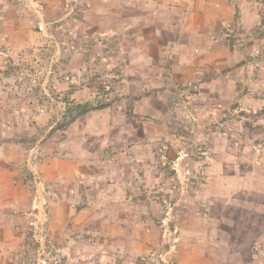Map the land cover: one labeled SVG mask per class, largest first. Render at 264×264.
Here are the masks:
<instances>
[{
  "label": "rangeland",
  "instance_id": "374dc122",
  "mask_svg": "<svg viewBox=\"0 0 264 264\" xmlns=\"http://www.w3.org/2000/svg\"><path fill=\"white\" fill-rule=\"evenodd\" d=\"M190 1L206 4L180 0ZM181 5L0 0V224L13 239L10 264H264V251L257 261L238 251L257 235L247 227L264 225V85L239 76L231 57H250L264 15L252 28L236 10L222 23L213 9L199 30L193 9L184 24ZM186 45L185 66L174 55ZM235 161L241 175L225 188L217 173L235 172ZM86 178L103 185L86 189ZM117 180L131 198L111 207L106 187ZM59 191L77 195L65 214L93 197L94 218L68 235L76 250L52 232L67 220L52 216Z\"/></svg>",
  "mask_w": 264,
  "mask_h": 264
},
{
  "label": "crops",
  "instance_id": "0c3cea01",
  "mask_svg": "<svg viewBox=\"0 0 264 264\" xmlns=\"http://www.w3.org/2000/svg\"><path fill=\"white\" fill-rule=\"evenodd\" d=\"M168 1L174 2V4H176V5L182 4L180 6V8L181 9H187L189 11L187 14L186 22L184 23L186 25H190L192 22L191 21V19H192L191 12L193 9L195 11V13L193 12V14H195L194 19H195V21H198L194 25V27L196 29L199 28V30L203 29L204 26L207 27L208 22H209V24H213V21L215 20V15L209 16V14H208V12L211 10L213 11V9L215 11L219 10L221 12V14H219L218 17H220V20L222 23L224 21L223 19H227V21H231L235 17L234 11L236 10L240 14V17H239L240 20H242V23L240 22L239 24L240 25L245 24V21L248 20V22H249L250 26H252V28H253V26H255L257 24L259 25V23H260L259 16L264 15V1L263 0H237L238 2H236V3H234L233 0H217L215 2H214V0H206V1H203L206 4L198 6V7H196V5H194V7H192V1H190V4H187V3L183 4L180 2V0H174V1L168 0ZM217 7H220V9H217ZM173 25H175V24H173ZM176 30L179 31V26H176ZM239 35H241V34L239 33ZM178 39L180 40V36L179 37L176 36L175 40H171V42H174L177 44ZM250 40H251L250 41L251 45L254 46V49L249 52L250 57H247V53L243 52L241 50L233 52V55L231 57L233 59L235 58L236 62L240 64L239 68L235 69L236 73H238L239 76H243V73L246 72V73L251 75L250 76V82L253 83V86L251 85L252 87L260 86L258 84V81H262V86H263L264 85V79H262L261 77L263 76V73H264V52L259 51L258 48H259V43L264 42V38L262 35H258L256 33L254 35L252 34ZM186 49H187V45L185 46V48H183L182 46H178L176 48V55H174L175 59L180 58V60H182L185 58V63H184L185 66L192 62L191 57H189V59L187 58V56H190V55L188 54V51H186ZM248 58H249V60L247 61ZM180 62H183V61H180ZM245 86L246 85H243L242 87H245ZM258 101L264 102L262 97H259ZM145 148L146 149L148 148L147 145H145ZM221 148H222L221 145L218 144V146H217L218 151L221 150ZM230 165L234 166L235 172H232L231 174L227 175L226 167H223L221 169V174L219 171L217 173V181H223V186L225 188L226 187L229 188L232 185L234 178L241 175L242 165L240 162L235 161V162L231 163ZM143 166L145 167L146 165L144 164ZM141 171H142V169H141ZM211 176H213V175H211ZM211 176L209 178H211ZM84 183H85L84 188H86V189L95 188V185H97L98 183L103 185L99 181L93 180L92 178H86ZM101 185H99V187H101ZM16 188H17V186H16ZM126 189H127V191H126ZM106 190H108V193H105V195H107V196H105L104 199L109 200L108 205H110L111 207L115 206L116 203L126 204L125 202L128 203L130 201L131 197H130V194L128 191V187H127L126 183L123 182V180L122 181L117 180L113 183H109L106 187ZM86 194H87V196H86L87 200L84 199V201H85L84 206H82L79 211H77L73 208H69V213L65 214L66 209H64V207L68 206V202H70V201L73 202L76 199L77 195L75 194L73 197V196H69L68 194H64L61 191L57 192L58 204L53 206L52 209L54 211H53L52 216H56V213L54 215V212H56V210L63 211L62 217L63 218L67 217V220L64 221L63 225H58L56 228H52V232L54 233V235L56 234L55 236L58 238L57 239L58 241L63 239L66 243H68L70 245V248H68V250L69 249L76 250L77 248H79L76 244H74V237L71 236V238H70V236H68V235L69 234L72 235V234L76 233L77 230L82 229L81 226L79 225L80 223H82V222L87 223L90 220H92V218H94L93 216H91V214L93 212V209L91 208L92 203H93V197L89 196L88 192ZM119 200H121V201H119ZM22 202H23L22 199L14 200V204L16 206H19ZM141 206H143V205H141ZM60 207H63L62 208L63 210H60ZM122 211H124V209ZM107 214H108V212H107ZM0 215H2V211H0ZM94 215H97V213H95ZM69 221L73 222V225L71 226V228L67 225V223ZM126 221H128V219ZM112 222L116 223V221L113 219H112ZM112 222L110 221L109 223L111 224V226L114 227L115 225ZM247 230L249 233H254L257 235L255 236L254 239H252L250 241V243L247 247L241 248L238 251L240 253H242L245 250L248 251L250 254V257L253 258L255 261H257V259L261 258L262 251H264V243H262V240H264V225L254 226L252 223L250 226L247 227ZM9 231L10 230H9L8 226L0 224V264H10L9 263L11 261L10 258H11V255H13L12 251H10V250L8 251L9 246L11 244H13L11 241L13 239L12 238L8 239V238L3 236V234H5V233L7 234ZM129 234H131L129 226L128 225L121 226V235L128 236ZM68 237L70 238V241L66 240V238H68Z\"/></svg>",
  "mask_w": 264,
  "mask_h": 264
},
{
  "label": "trees",
  "instance_id": "16d2710c",
  "mask_svg": "<svg viewBox=\"0 0 264 264\" xmlns=\"http://www.w3.org/2000/svg\"><path fill=\"white\" fill-rule=\"evenodd\" d=\"M79 106H82V104H80ZM87 110H89V109H88V107H86V105H85V108H84V110H82V112H85V111H87Z\"/></svg>",
  "mask_w": 264,
  "mask_h": 264
}]
</instances>
